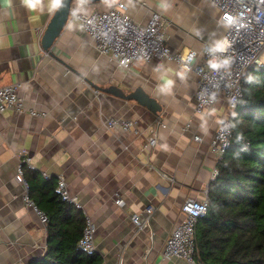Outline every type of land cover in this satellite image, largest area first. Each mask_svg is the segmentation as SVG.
<instances>
[{"label": "crops", "instance_id": "0c3cea01", "mask_svg": "<svg viewBox=\"0 0 264 264\" xmlns=\"http://www.w3.org/2000/svg\"><path fill=\"white\" fill-rule=\"evenodd\" d=\"M123 1L142 25L154 12L163 14L173 50L200 51L224 38L221 14L206 0ZM53 2L0 3V88L19 85L24 106L38 112L10 110L0 116V264H30L48 249L47 226L27 205L26 189L16 179L25 157L31 159L23 165L25 178L65 174L70 194L83 208L73 206L98 228L96 253L103 264H188L164 261L162 251L183 218L184 202L202 200L214 179L218 163L209 143L220 118L231 114L225 99L204 115L196 114L194 73L185 75L180 64L166 60L120 68L100 54L79 25L68 24L52 54L46 52L42 38L58 8ZM104 3H91L84 12L103 10ZM167 81L171 86L164 88ZM90 83L126 92L142 86L163 111L156 115ZM112 117L137 120L141 133L108 130L105 124ZM119 198L123 206L116 204ZM148 207H154V214L136 235L131 215Z\"/></svg>", "mask_w": 264, "mask_h": 264}, {"label": "built area", "instance_id": "2783aa9c", "mask_svg": "<svg viewBox=\"0 0 264 264\" xmlns=\"http://www.w3.org/2000/svg\"><path fill=\"white\" fill-rule=\"evenodd\" d=\"M206 1L219 10L220 21L225 25L226 32L217 46L206 45L200 51L173 50L168 43L163 14L154 12L148 23L142 25L128 14L129 6L123 0L104 3L105 9H92L89 13L84 12V9L92 7L91 2L78 0L72 4L68 24L81 26L94 41L100 54L110 57L120 68L128 70L137 63L166 60L180 64L185 75L194 73L197 77L194 106L196 114L204 115L206 111L214 109L220 100L225 99L231 114L220 118L215 135L209 143V153L219 163L231 146L234 131L232 115L245 97L243 80L253 66L264 65V0ZM10 110L32 115L38 113L24 106L19 85L15 83L0 88V116ZM105 125L112 132L122 130L134 135L141 133L139 122L125 117H112ZM195 140L202 141V137L196 135ZM149 143L155 146L157 136L154 135ZM30 162V157L23 159L16 179L26 189L27 205L35 208L40 222L46 225L47 215L38 210L29 196L23 165ZM218 174L219 169L216 167L214 178ZM57 180L62 199L82 209L79 198L70 194L65 174H60ZM209 202V191L202 200L189 198L184 202L181 208L183 218L164 245V261L181 259L188 264H195L193 255L196 225L207 214ZM116 204L123 206V199H117ZM154 211V207H148L143 213L131 215L136 235L147 227ZM97 232L94 220L86 214L78 247L89 253L96 252Z\"/></svg>", "mask_w": 264, "mask_h": 264}, {"label": "trees", "instance_id": "16d2710c", "mask_svg": "<svg viewBox=\"0 0 264 264\" xmlns=\"http://www.w3.org/2000/svg\"><path fill=\"white\" fill-rule=\"evenodd\" d=\"M245 97L232 115L229 150L209 185V207L195 231V264H264V65L243 80ZM30 199L48 217L45 257L30 264H103L78 247L85 215L62 199L56 178H25Z\"/></svg>", "mask_w": 264, "mask_h": 264}, {"label": "water", "instance_id": "95a60500", "mask_svg": "<svg viewBox=\"0 0 264 264\" xmlns=\"http://www.w3.org/2000/svg\"><path fill=\"white\" fill-rule=\"evenodd\" d=\"M73 1L74 0H61L59 7L56 9L54 15L52 16L49 24L46 27L42 38V47L46 52L50 54H52L51 49L54 46L55 42L58 40V38L61 36L68 25ZM88 1L94 4H98L103 2L109 3L115 0ZM90 84L97 90L103 91L110 95L120 97L127 101H136L139 105L145 107L150 112L156 115L160 114L163 111L162 105L150 94H148L142 86H138L132 91L126 92L124 89L116 85H112L108 88H101L94 83Z\"/></svg>", "mask_w": 264, "mask_h": 264}, {"label": "clouds", "instance_id": "9594fccd", "mask_svg": "<svg viewBox=\"0 0 264 264\" xmlns=\"http://www.w3.org/2000/svg\"><path fill=\"white\" fill-rule=\"evenodd\" d=\"M60 2H61V0H54V2H53V4H52V7L53 8H56V7H59V5H60ZM161 7H166V5H161ZM221 48H223V45H221ZM171 81H167L164 85H163V87L164 88H167V87H170L171 86Z\"/></svg>", "mask_w": 264, "mask_h": 264}, {"label": "snow or ice", "instance_id": "6c2138e0", "mask_svg": "<svg viewBox=\"0 0 264 264\" xmlns=\"http://www.w3.org/2000/svg\"><path fill=\"white\" fill-rule=\"evenodd\" d=\"M7 0H0V3H6ZM229 20H231V17L228 18Z\"/></svg>", "mask_w": 264, "mask_h": 264}]
</instances>
